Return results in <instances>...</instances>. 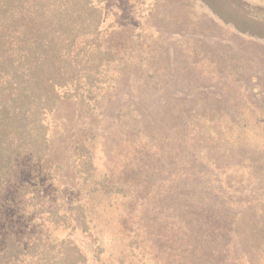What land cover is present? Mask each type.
<instances>
[{
    "label": "rangeland",
    "instance_id": "rangeland-1",
    "mask_svg": "<svg viewBox=\"0 0 264 264\" xmlns=\"http://www.w3.org/2000/svg\"><path fill=\"white\" fill-rule=\"evenodd\" d=\"M232 2L264 20V0ZM100 4L105 12L104 39L119 49L137 47L134 52L144 54L127 67L119 90L107 92L100 113L74 107L50 116L52 167L43 169L30 155L16 157L7 185L0 188V250L8 235L24 237L37 228L41 218L42 214H19L17 198L22 186L30 183L38 195L54 199L78 197L75 158L84 143L97 178L125 185L126 191L134 178L142 189V194H136L132 186L133 196L143 200H134L128 210L124 207L131 198L124 193L87 198L97 225L88 229L92 236L81 233L79 225L76 233L85 240L83 244L102 246L106 263L156 264L157 258L163 262L168 252L172 254L159 249L167 241L161 226L167 221L174 228L179 225L182 233L173 239L178 253L194 254L186 264H264V40L222 22L200 0H159L158 4L155 0H101ZM139 40L141 44L135 46ZM130 112L136 117H128ZM207 121L217 124L212 134L208 136L209 130L207 136L204 131L195 134L190 144L187 129ZM129 122L134 127L142 124V130L132 134L124 126ZM232 124L238 125L234 128L237 136L253 148L255 159L245 166L251 172L244 183L227 171L230 156L241 152L250 156L244 146L227 145L226 133ZM181 133L188 139L186 145ZM213 137L226 141L222 150L210 143ZM198 141L204 148L200 157L194 147ZM156 150L168 165L179 159L173 157L178 150L186 159L178 162L184 166L180 176L165 179V184L178 186L174 200L158 201L160 191L154 190L163 185L158 166L148 165L152 159L161 162ZM148 169L157 171L156 177L142 179ZM167 196L172 198L170 193ZM154 198L153 211L147 203ZM214 211L219 215L213 216Z\"/></svg>",
    "mask_w": 264,
    "mask_h": 264
},
{
    "label": "trees",
    "instance_id": "trees-1",
    "mask_svg": "<svg viewBox=\"0 0 264 264\" xmlns=\"http://www.w3.org/2000/svg\"><path fill=\"white\" fill-rule=\"evenodd\" d=\"M200 1L222 22L241 33L264 40V20L236 8L232 0ZM100 2L101 0H0V188L7 185L9 172L19 155H30L45 170L52 167L49 153L54 134L50 116L59 111L67 112L74 107L82 108L85 112L100 113L105 108L107 92L119 90L127 67L139 55L144 54L142 51L135 53L137 47L119 49L104 39L105 12ZM155 2L158 4L159 0ZM152 13L154 12L151 10L150 14ZM149 19L146 22L150 23ZM141 42L139 40L134 45L138 46ZM130 115L133 114L130 112L128 117ZM131 123H125L124 126L131 128L132 134L136 129L142 130V124L134 127ZM236 126L238 125L232 124V129L226 133L229 139L227 145L244 146L250 156L242 152L240 156H230L227 171L244 183L245 177L251 172V168L246 169L245 166L252 164L255 158L252 146L237 136L234 129ZM216 127L217 124L208 121L190 126L186 131L190 144L194 143L193 135L204 131L207 136L209 130L210 136ZM182 135L186 145L188 139ZM147 137L145 135L146 139ZM204 137L205 134H202L201 138ZM200 143L202 141L194 146L198 149L199 157L204 149ZM210 143H217L222 150L226 141H217L213 137ZM179 152L178 150V154L173 156L179 159L168 165L163 163V154L156 150V154L161 155V162L152 159L148 165L151 162V167L157 165L158 172L148 169L142 173V179L156 177V172L163 177V185H156L158 188H154L160 191L158 201L177 198V184H165V179L173 180L182 174L184 166L178 162L183 163L186 159L183 160L184 155H179ZM189 152L190 158L194 159L193 147L189 148ZM92 158L86 144H80L75 158L77 178L74 181L79 186L76 199L66 200L65 195L55 199L40 196L34 192L30 183L21 187L17 198L19 214L24 217L42 215L37 228L24 237L8 235L5 246L0 250V264H108L102 258V246L94 248L91 242L83 244L84 239L76 233L79 225L81 233L86 232L88 237L92 236L88 229L97 225L92 204H89L87 198L90 200L95 196L99 199L112 193H124L125 197L131 198L124 207L128 210L134 200H143L139 195L133 196L134 189L136 194H142V189L136 186L138 181L134 178L128 191L125 190V185L107 183L106 179L97 178ZM206 167L209 169L210 161ZM169 193L172 198L167 196ZM155 198L151 204L147 203L153 211ZM212 215L217 216L219 213L214 211ZM173 220L180 223V220ZM165 222L161 226L167 233L164 236L167 241L165 244L164 240V247L160 245L159 249L162 252L171 250L172 254L168 252L169 256L166 255L163 262L157 258L159 261L156 264H186L194 254L178 253L173 239L182 234L179 225L174 228ZM133 241L140 246L138 238L134 237ZM145 241L144 239L143 242ZM130 244L132 245V241ZM140 249L143 255H147L142 246Z\"/></svg>",
    "mask_w": 264,
    "mask_h": 264
}]
</instances>
